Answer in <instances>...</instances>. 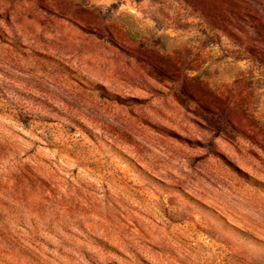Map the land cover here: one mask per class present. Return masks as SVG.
<instances>
[{
	"label": "rangeland",
	"instance_id": "374dc122",
	"mask_svg": "<svg viewBox=\"0 0 264 264\" xmlns=\"http://www.w3.org/2000/svg\"><path fill=\"white\" fill-rule=\"evenodd\" d=\"M0 264H264V0H0Z\"/></svg>",
	"mask_w": 264,
	"mask_h": 264
}]
</instances>
